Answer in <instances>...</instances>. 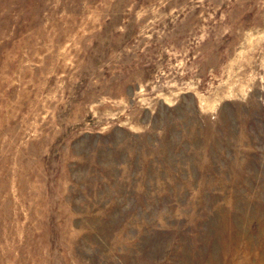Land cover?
Masks as SVG:
<instances>
[{"label": "rangeland", "instance_id": "1", "mask_svg": "<svg viewBox=\"0 0 264 264\" xmlns=\"http://www.w3.org/2000/svg\"><path fill=\"white\" fill-rule=\"evenodd\" d=\"M0 264H264V0H0Z\"/></svg>", "mask_w": 264, "mask_h": 264}]
</instances>
